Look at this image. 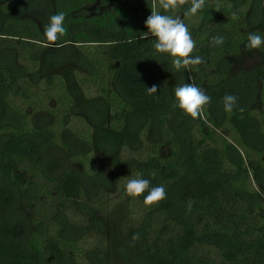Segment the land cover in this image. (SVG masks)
Wrapping results in <instances>:
<instances>
[{"label":"trees","instance_id":"16d2710c","mask_svg":"<svg viewBox=\"0 0 264 264\" xmlns=\"http://www.w3.org/2000/svg\"><path fill=\"white\" fill-rule=\"evenodd\" d=\"M50 1L0 0V264H264V48L243 46L264 34V0L170 10L203 59L179 71L121 11L48 46L27 13ZM183 83L211 98L195 119L172 107ZM48 145L83 167L91 192L75 171L47 170ZM137 174L165 199L126 196Z\"/></svg>","mask_w":264,"mask_h":264},{"label":"clouds","instance_id":"9594fccd","mask_svg":"<svg viewBox=\"0 0 264 264\" xmlns=\"http://www.w3.org/2000/svg\"><path fill=\"white\" fill-rule=\"evenodd\" d=\"M185 3L186 0H154L151 14L144 20L147 32H144L146 35L143 38L151 36L153 38L152 49L158 54L167 55L176 71L181 68L187 70L189 65H198L203 62L202 57L190 55L195 47V42L188 26L179 16L167 14L170 10ZM204 5L205 0H191L190 7L186 9L184 15L194 16ZM232 16L236 18L237 13L233 12ZM64 21L65 14L63 12L53 14L48 18V23L43 28V36L48 46L65 34ZM211 43L213 46L223 45L224 37L214 36L211 38ZM243 46L246 50L264 48V34L249 32ZM155 92H157L155 87L147 88L148 95ZM210 99L203 88L194 83H183L173 89L172 107L195 119L200 115L203 106L210 102ZM222 102L223 111L231 113L237 104V97L226 94L222 98ZM123 191L130 198H137L144 194L142 202L145 206H150L166 197L163 184L151 186V180L144 178L142 174L127 179L123 185ZM136 238L133 237V239Z\"/></svg>","mask_w":264,"mask_h":264},{"label":"rangeland","instance_id":"374dc122","mask_svg":"<svg viewBox=\"0 0 264 264\" xmlns=\"http://www.w3.org/2000/svg\"><path fill=\"white\" fill-rule=\"evenodd\" d=\"M151 1V9L154 0ZM191 2V0H186ZM55 4L59 5L60 11L70 12L68 16H65L64 24L65 29L72 31V25L78 26L77 23H89V21L101 22L106 12H123L124 15H128L132 18L131 21L143 22L145 19L138 18L139 11L144 13L149 9V0H51L45 10H30L27 14L35 17L37 22L43 27L48 23V18L53 11H56ZM53 8V9H52ZM69 9V10H66ZM77 22V23H76ZM69 28H68V27ZM75 28V27H74ZM139 29L138 26H136ZM125 34V33H123ZM70 140L72 149L76 152L84 150L82 145ZM44 164L47 170L54 176H60L63 172L73 170L78 173L81 183L87 188L88 191H92L94 186L90 180L84 175L83 167L79 164H73L63 152L59 149L48 145L44 151ZM96 167L94 162L91 165L86 166L88 172L93 171Z\"/></svg>","mask_w":264,"mask_h":264}]
</instances>
